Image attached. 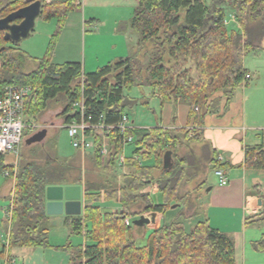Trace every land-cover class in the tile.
<instances>
[{
	"label": "trees",
	"instance_id": "trees-1",
	"mask_svg": "<svg viewBox=\"0 0 264 264\" xmlns=\"http://www.w3.org/2000/svg\"><path fill=\"white\" fill-rule=\"evenodd\" d=\"M260 0H138L128 25L139 34V45L152 43V52L145 66L152 94L160 102L182 101L190 106L188 125L200 126L204 117L215 109L219 100L212 98L222 92L228 104L238 87L249 85L250 73L243 64L244 51L255 48L251 32L264 35L262 21L251 24L258 15ZM76 0H42L39 15L43 20L56 18V32L43 58L35 69L20 70L21 60L15 55L13 42L4 40L0 31L2 61L1 84H27L32 94L25 100V115L36 120L51 101L63 98L59 114L68 124L81 117L74 104L82 102L84 118L91 124L103 123L104 136L109 142L107 166L115 167L124 151V141L134 137L132 153L139 159L125 157L122 182L107 179L102 184L86 183L82 214L66 216L71 234L84 238L83 244L67 247L71 264H236L234 241L225 233L211 227L206 221L196 223L189 230L179 222H171L153 230L143 244L132 235L133 229L143 226L125 224V218L144 212L165 214L185 200L179 191L189 167L185 156L174 155L184 141L204 142L199 128H130L124 134L115 126L126 114V108L135 99L126 91L136 86L139 72L137 57L118 58L90 73H84L79 62L56 64L51 61L52 48L64 25L66 16L75 8ZM239 18L238 29L226 26L225 6L230 5ZM26 5L24 0H9L0 6V18ZM106 126H112L108 128ZM193 131L194 136L190 138ZM94 141L90 153L99 166V148L102 136L95 130L87 131ZM207 169H226V163L217 159L214 149L204 142ZM243 166L264 169V145L244 148ZM0 154V173L9 170L14 179L11 191V223L9 247H44L49 245V215L45 210V189L49 185H80L82 177H65L72 168L69 159L57 155L42 162L33 158L22 162L16 173ZM190 161V160H189ZM188 161V165L192 163ZM192 168V167H190ZM207 170V171H208ZM206 171V172H207ZM14 174V175H13ZM201 185L205 184L202 180ZM157 185L161 202L154 203L147 188ZM99 203H116L117 211L104 210ZM264 220L252 216L246 224ZM252 248L264 252V234L252 243Z\"/></svg>",
	"mask_w": 264,
	"mask_h": 264
},
{
	"label": "crops",
	"instance_id": "crops-1",
	"mask_svg": "<svg viewBox=\"0 0 264 264\" xmlns=\"http://www.w3.org/2000/svg\"><path fill=\"white\" fill-rule=\"evenodd\" d=\"M75 5L59 33L57 49L62 60H51L53 63L79 62L83 72L90 73L118 58L135 56L141 50L138 32L128 25L138 0H76ZM108 25V30L103 27ZM250 36L256 47L244 51L246 69L247 52L251 50L257 54L264 50V35L253 31ZM62 41L65 44L61 45ZM244 88L238 87L228 104L222 92H216L212 98L219 101L200 126L188 125L190 106L182 101L161 103L159 118L150 126L132 125L135 128H199L202 140L216 151L217 156H222L227 165L223 169L228 178L226 184L219 182L215 169H209L203 177V188L210 189L199 192L190 203L193 210L189 213L184 210V213V208L179 205L165 214L156 213L154 222L145 225L150 228L148 234L173 221L182 224L186 230L200 221H206L234 241L236 264H264V252L252 248V243L264 234V220L246 224L248 218L264 213V169L243 166L244 148L264 145V103L250 102L248 109ZM151 95L160 100L159 95ZM90 153L83 154L90 157ZM124 156H127L125 148ZM150 195L154 203L160 202L161 196L155 187L151 188ZM102 208L114 211L117 206ZM64 216L66 219L67 215ZM145 226L142 235L138 234L135 238L140 244L150 235L146 234Z\"/></svg>",
	"mask_w": 264,
	"mask_h": 264
},
{
	"label": "rangeland",
	"instance_id": "rangeland-1",
	"mask_svg": "<svg viewBox=\"0 0 264 264\" xmlns=\"http://www.w3.org/2000/svg\"><path fill=\"white\" fill-rule=\"evenodd\" d=\"M8 1L9 0H0V6ZM44 1L49 2V0ZM24 2L27 4L29 0H24ZM258 7L260 10L258 15L253 18L252 22H250L252 25L260 21L264 23V0L259 1ZM225 10V23L227 28L229 30L238 29L239 18L231 4L225 6ZM57 23L58 21L56 18L45 21L41 17H37L35 19L34 28L29 35L11 44V46L15 48V55L18 58L20 57V70L22 72L28 73L35 69L38 64V59L44 57L48 50L49 42L52 39L54 32H56ZM103 27L108 30L109 25ZM58 38L59 36L57 35L51 51V60L53 61L62 60V57H59L60 55H58L61 53L57 49ZM63 44H65V41L61 42V45ZM152 48V43L149 42L143 49L141 47V50L135 55L140 61V70L136 77L137 84L132 87L131 90L126 91V94L135 99V102L126 108V114L129 118V122L136 126L146 127L156 123V120L159 118V111L161 110L160 100L153 98L151 95L152 92L147 81V72L145 71V66L151 56ZM252 52L253 51L249 50L246 54V65L251 74L249 85L244 88L246 89L244 90L246 98L245 103L248 109L251 106L250 102L258 101L261 102V104L264 103V50H260L257 54ZM0 64L1 76V59ZM62 99L63 98L61 97L58 98V100L51 101L48 108L40 114L36 120L31 118L30 122H25L27 127L25 128L18 150L15 153L5 154L4 162L13 166L12 169L15 174L17 168L22 162L33 158H38L41 162L46 157H53L55 155H57L59 159H69L67 160L68 162L65 163L70 165L72 169L65 173V177H68L70 181L79 175L82 177V183L80 186L82 187V204L84 207L85 204L90 203L84 199L86 183H94L97 185L104 183L107 179H111L118 182L116 184L119 185L124 178V173H127L129 170L125 168L126 165L124 164L118 165L116 163L115 167H108L106 163L107 158L104 160L100 159V164L97 166L92 157L83 154L86 152L81 153V150L72 145L71 138L68 136L67 130L63 127L65 124L63 122V117L59 115L64 104ZM173 109V112H175V107H173ZM41 131H43L42 136ZM193 136L194 133L192 131L189 137L192 138ZM132 146V143L125 146L126 157L133 156L142 161L139 155L131 152L133 148ZM204 146V142L194 139L184 141L183 144L179 145L174 150V155H177L178 157L185 156L187 158L184 165L189 167L187 169L188 172L184 174V178L181 181L179 188V191L186 196L185 200L180 203L182 208H184L183 212L186 210V213L193 210L194 207L191 206V208L190 203L195 200L199 195V192L202 191V193H204L207 189V187L203 188L204 185L200 184L203 180L204 174L208 170L206 167L207 159L205 157L206 151ZM188 161L192 163L191 166L188 165ZM142 162L146 165H152L153 160L149 159ZM13 185L14 179L11 177L9 170L0 173V264H69L71 248L67 247L68 244H71V247L78 246L79 244H83L84 238L82 235L71 234L69 232L70 229L66 223L64 214L49 216V245L44 247H9L7 238L8 233L13 226L7 213L8 205L12 202L11 191ZM152 187H155L158 191L157 185H151L150 188H147L149 194ZM99 205L101 207L110 206L111 208L117 206L114 211H117L120 207V205L116 203H99ZM110 211H113V209ZM151 213L144 212L137 214V216H132L131 219L138 218L140 215L150 218ZM143 229L144 227L132 230L134 239L138 234L142 235ZM145 229L146 234H148L150 228L145 226Z\"/></svg>",
	"mask_w": 264,
	"mask_h": 264
},
{
	"label": "built area",
	"instance_id": "built-area-1",
	"mask_svg": "<svg viewBox=\"0 0 264 264\" xmlns=\"http://www.w3.org/2000/svg\"><path fill=\"white\" fill-rule=\"evenodd\" d=\"M50 1V0H49ZM1 67V64H0ZM33 88L27 84H1L0 83V154L15 153L22 141L25 128L27 127L26 121L30 122L25 115V100L32 94ZM80 113L79 120H74L63 127L67 130L68 136L71 138L72 145L81 150L82 152L92 151L94 141L92 136L87 135L90 129L95 130L102 136V142L99 148L100 159L107 158L109 152V142L104 136L103 123L91 124L84 118V105L82 102L74 104ZM111 128L112 126H106ZM119 129L120 133L124 134L127 129L134 126L129 122L127 114H124L121 120L115 126ZM99 131V132H98ZM134 140L132 135L125 138L124 147ZM220 162H223L222 156H217ZM125 160L124 151L117 159L118 165H123ZM221 184H226L228 178L223 169L215 170ZM12 202L8 205L7 215L11 218ZM125 224L131 225L132 219L125 218Z\"/></svg>",
	"mask_w": 264,
	"mask_h": 264
},
{
	"label": "water",
	"instance_id": "water-1",
	"mask_svg": "<svg viewBox=\"0 0 264 264\" xmlns=\"http://www.w3.org/2000/svg\"><path fill=\"white\" fill-rule=\"evenodd\" d=\"M42 10V0H29V2L0 18V31H4V40L13 43L25 38L34 28L35 19ZM19 20V22H15ZM4 46L0 47V52ZM43 131H41V136ZM40 136V137H41ZM39 137V138H40ZM210 187L207 188L209 190ZM45 210L51 215H80L83 212L82 187L80 185H49L45 189ZM261 203V199H259ZM155 212L150 218L140 215L132 220L135 226L147 225L155 220Z\"/></svg>",
	"mask_w": 264,
	"mask_h": 264
},
{
	"label": "flooded vegetation",
	"instance_id": "flooded-vegetation-1",
	"mask_svg": "<svg viewBox=\"0 0 264 264\" xmlns=\"http://www.w3.org/2000/svg\"><path fill=\"white\" fill-rule=\"evenodd\" d=\"M15 22H19V20H16Z\"/></svg>",
	"mask_w": 264,
	"mask_h": 264
}]
</instances>
